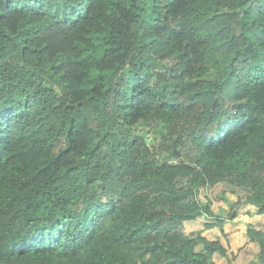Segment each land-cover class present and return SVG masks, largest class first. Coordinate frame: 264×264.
Here are the masks:
<instances>
[{
  "label": "trees",
  "instance_id": "obj_1",
  "mask_svg": "<svg viewBox=\"0 0 264 264\" xmlns=\"http://www.w3.org/2000/svg\"><path fill=\"white\" fill-rule=\"evenodd\" d=\"M218 184L264 213V0H0V264H215Z\"/></svg>",
  "mask_w": 264,
  "mask_h": 264
},
{
  "label": "crops",
  "instance_id": "obj_2",
  "mask_svg": "<svg viewBox=\"0 0 264 264\" xmlns=\"http://www.w3.org/2000/svg\"><path fill=\"white\" fill-rule=\"evenodd\" d=\"M227 190L229 193H225L224 197L219 195L224 202L212 201L210 210L213 215H202V227L196 225V220L186 221L184 222L185 230L189 227L193 229L190 232H185L189 234L201 231L202 237L208 241L219 240L221 246L226 250L227 257L214 253L212 261L215 264H249L256 260L260 253V247L257 241L248 235V228L264 234V213H259V208L248 202L232 207L238 199L243 200L244 193L233 189ZM226 199L232 205L227 203ZM232 208H234L235 214L230 216Z\"/></svg>",
  "mask_w": 264,
  "mask_h": 264
},
{
  "label": "rangeland",
  "instance_id": "obj_3",
  "mask_svg": "<svg viewBox=\"0 0 264 264\" xmlns=\"http://www.w3.org/2000/svg\"><path fill=\"white\" fill-rule=\"evenodd\" d=\"M38 64V61L37 60H32V61H29L28 62V65H27V69L23 70L22 73H23V77H27L28 75L31 77L29 80V83L32 87H36V86H39V81L37 80L35 74H34V69L35 67L37 66ZM154 143V140L152 138V136L149 138L148 140V144L152 145ZM228 188L225 186V184H218L212 188H208V189H205V188H201L198 192V199L202 202H206V199H209L211 200V202H219L220 201H223L222 197L220 198V194L224 197L225 193H229V191L227 190ZM210 197V198H208ZM212 202V203H213ZM224 202V201H223ZM197 222H196V225L198 227H202V216L201 217H197L195 219ZM184 226V224H183ZM193 228L189 227V228H184V231H187V232H190L192 231ZM202 235V234H201ZM200 247H197V250H199Z\"/></svg>",
  "mask_w": 264,
  "mask_h": 264
}]
</instances>
